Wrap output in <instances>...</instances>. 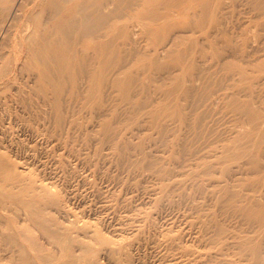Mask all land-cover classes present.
Masks as SVG:
<instances>
[{"label": "rangeland", "instance_id": "374dc122", "mask_svg": "<svg viewBox=\"0 0 264 264\" xmlns=\"http://www.w3.org/2000/svg\"><path fill=\"white\" fill-rule=\"evenodd\" d=\"M167 11L184 18L165 22ZM132 14L140 20L120 15L108 21L105 46L121 77L144 86L155 114L130 112L117 100L125 94L122 84L102 98L99 116L92 106L100 97L79 101L61 91L58 97L67 100L62 109L41 100L29 83L25 95L0 106V164L6 169V175L0 172V264H264V52L251 50L264 44L258 29L264 18L256 17L249 0H140ZM134 28L132 38L126 31ZM173 35L179 46L165 61L194 78L202 72L195 84L178 74L161 83L157 72L130 56L136 42L137 49L153 53ZM227 45L250 48L247 79L229 76L243 69L239 61L223 70L214 64ZM185 46L191 64L176 57ZM187 84L199 85L195 96L183 92ZM246 109L255 116H245ZM26 234L49 247L34 251ZM117 239L121 260L104 251L90 259Z\"/></svg>", "mask_w": 264, "mask_h": 264}, {"label": "bare ground", "instance_id": "6f19581e", "mask_svg": "<svg viewBox=\"0 0 264 264\" xmlns=\"http://www.w3.org/2000/svg\"><path fill=\"white\" fill-rule=\"evenodd\" d=\"M139 1L140 0H0V93L2 92L1 96H0V106H5L7 104L9 105V100H11L12 98L16 99V98H20V96L22 97V95H25L24 94L25 93L24 86H27V84L29 83L30 85L32 84L35 88L38 89V93L40 95H42L41 100L46 101L48 103V105H50V104H55L57 106H61L62 104L66 105L67 100L63 99L64 98V96H62L63 94L61 95L63 98L60 97L61 98L60 99L58 97V93H60L61 91H67V90H69L71 92V96L74 99L78 98L79 101L80 100L86 101V100H88L92 97H95V96L100 97L99 101H96L95 102L96 104L92 106V110L99 116L100 114H102V110H103V109H101L102 107H101V103H100L102 98L106 96V98L108 99L109 94H110V89H114L115 87L122 84V85H125V88H126V89H124L125 94L122 95L121 99H117V100L122 101L123 104L128 108V110L130 112L136 111V113H143V114L145 113L147 115L155 114V110L153 111V109H151V108L149 109V107H151V106H149L151 103V100H147L148 95H147V93L143 92L144 86H138V84H136V83L133 84L132 83L133 80L131 78L121 77V75L119 73L120 68L115 69L114 61L109 59V51H112V50L109 47L107 48L105 46V43H107L106 45H108L110 43V40H107L104 37L105 31H107L106 28H108V26H109L108 21L110 19H113V18L114 19L118 18V17L120 18V15L128 16L129 18H132V16H133V19L136 20L137 15L136 14L131 15V12H133L136 9V7H138ZM170 1H173L176 4L177 3L179 4L183 0H170ZM225 3H226V1H225ZM249 5L256 11V17H263L264 18V0H249ZM225 7H226V4H225ZM236 8H237V6H236ZM245 14H248V13L246 12ZM164 17H165V19H164L165 22L173 21L175 19L184 18V16L181 14H176V13L174 14L173 12H168V11L165 14H163V18ZM137 19L140 20V18H138V17H137ZM221 20H222V18H221ZM147 21H148V23H145L146 26L151 24L150 20H147ZM189 22L192 23L191 21H189ZM260 26H261V28L258 27V29H261V31H263V37L262 38H264V25H260ZM187 30L191 31L192 29L188 28ZM136 31H137L136 28L131 29V30H127L126 34L128 36L132 37V36L137 34ZM191 32H189V33H191ZM220 35H221V32H220ZM173 37H174L173 39L169 38L170 40L167 38L164 41V43L158 45L157 50L153 51V53L149 52V51H141V50L137 49L136 48L137 42H136L134 44V46H136V47H134L131 50L130 56H132L133 59L136 60L134 62H137V64L144 66V67H146L148 65L147 68H150V69L154 70L155 72H157L156 77L158 79H160V81L162 80L161 83H163V81L169 82L170 80H175V79H172L175 74H178V78L185 76L187 81L190 83H192L193 80L195 81V79H197V78L203 77V73L200 72L199 70H196V71H199V74H197V75L195 74V76L197 78H194V76L192 74L185 73L186 71H184L183 68L176 67L172 64H168V62L165 61L166 55L170 52H173L174 51L173 48L176 49L179 46V45H176V44H178V43H176V37L174 35H173ZM210 37H214V36H210ZM230 39H232V38H230ZM233 40H235V39H233ZM129 41H131V40H129ZM217 41H219V40H217ZM134 42H135V40H134ZM233 42H235V41H233ZM91 43L99 48V49L96 48L97 52H99L98 54L94 51L91 52L89 50L88 45ZM203 45H205V48H206V44H203ZM223 46H224V44H223ZM227 47L229 50L221 47V49H223L224 53L218 55L219 57L216 59V63L214 62V64L216 66L221 67V69H222L225 65H227V64L230 65L232 63V61H234V62L239 61V62H241V64L244 65L243 69L240 72L234 71L232 73V71H231L229 76L231 78H234L236 76L238 79L240 78V80L247 79L248 74H247L246 65L248 64V61H249L248 58H249L250 53H251L248 50V49H250V48H248L249 46L248 47L246 46L248 48L247 49L248 51L246 49H245V51L242 50V48L240 46L236 47V48H232V46L230 47L229 45H227ZM233 47H234V45H233ZM190 50L191 49H189V47L185 46L182 52L178 53L179 51H176V54H177L176 57L180 58V59L181 58L186 59V60L190 61V64H191V61H193L194 59L191 58L190 54H188L190 52ZM226 50L228 52L225 55ZM251 50H252V53L261 52V51L264 52V44L260 45V46L257 45L255 47H251ZM130 56L128 57V59L130 58ZM129 60L131 61V59H129ZM229 61H231V62L229 63ZM200 66L202 68V65H200ZM209 68L210 67H207L206 70L208 71ZM199 69H200V67H199ZM216 72H218V71H216ZM204 77L206 78V80L212 79V76H210V75L205 76V73H204ZM229 79H226V81ZM210 82H212V81L210 80ZM227 82H229V81H227ZM196 83H197V81H196ZM128 84L130 86L127 87ZM141 84L143 85V83H141ZM146 84H148V83H146ZM193 84H195V83L193 82ZM193 84L192 85L187 84L188 87L183 88V92L188 97L190 95L193 96L194 92H196L197 88L199 87L198 84H197V86L193 85ZM164 85H165V83L163 84V86ZM215 86H216V84H215ZM107 87H109V88H107ZM10 88L14 89V93L13 94L11 93V95L6 94L7 96H4L3 90L4 89H10ZM161 88H163V87H161ZM174 88H178V87H171V88H169V90L173 91V92L178 91L177 89H174ZM221 88H223V87L221 86ZM116 90H117V88H116ZM29 91L31 93V90H29ZM210 91H212V90H210ZM113 92H114V90H113ZM33 93H35V92L33 91ZM38 93H37V96H38ZM211 95L212 94H210V96ZM234 95H235V93H232V96H234ZM258 96L261 97V95H258ZM44 97H47V98H44ZM205 99H206V97H205ZM26 101H27V99H26ZM24 102H25V100H24ZM192 102L193 101H191V104H192ZM25 104H27V103H25ZM72 104H73V101H72ZM193 104H195V103H193ZM17 105H18V103H17ZM114 106H118V105H114ZM193 106H192V108H193ZM61 107L63 109V106H61ZM42 112H44V111H42ZM51 113L53 115V112H51ZM242 113L248 117H254L255 116L253 114L248 113L247 109L244 110ZM187 116L188 115H186V117ZM49 118L51 119V114H50ZM96 119L98 120V117ZM187 120H189V119L186 118V121ZM60 122H61V120H60ZM163 129L164 128H162V131H163ZM263 136H264V132H263ZM87 141H89V140H87ZM139 153H140V151H139ZM119 155L120 156L122 155L121 152L119 153ZM140 156H142V155H140ZM124 157H125V155H124ZM146 158H147V156H146ZM147 159L149 161L150 158L148 157ZM261 159H263V158H261ZM139 161H137V163H139ZM150 163H151V161H149V163H147V166L150 165ZM152 165H153V163H152ZM4 171H6L5 166L0 164V172L4 173ZM14 182H16V181H14ZM11 187H13V186H11ZM5 188H3V191H1V192H4ZM14 188H12V190ZM10 191H11V188H10ZM11 193L13 194V192H11ZM13 195L11 196L12 198L15 196V195L14 196ZM11 205H12L11 207H13L14 204L11 203ZM30 205L31 204H29V207H30ZM18 206L20 207L21 205L18 204ZM14 208H18V207H14ZM3 210H6V208ZM18 210H19V208H18ZM8 211L9 210H7L6 213ZM2 212H5V211H2ZM28 212L30 213V211H28ZM6 213H4V214L6 215ZM25 214H28V213H25ZM1 222H3V221H1ZM0 226H2V225H0ZM2 229H3V226H2ZM114 232L115 233L119 232L120 234L122 233V231L120 229H116V230H114ZM27 235H29V237H27V238H29L31 240L29 242L36 244L35 247L32 246L34 251H36L38 253H41L40 249H42V251H44L42 245H44L45 243H46L45 245H47L48 242H43L44 244L39 245L37 243V241L35 239H33V237H32L33 235L30 236V234L25 235V238H24L25 241L27 240L26 239ZM11 236H13V235H11ZM34 237H35V235H34ZM96 237H98V236L96 235L95 238ZM43 238L44 237H42V239ZM37 239L39 242V240L41 238L38 237ZM42 239H41V241H42ZM55 239H56V237H55ZM120 239L119 240L117 239L118 240V241L116 240L117 242H109V243H113V244H112V246L110 245L111 247H109L108 249H103V247L100 251L98 249L90 257V259L98 260L100 252L104 251V252H107L108 255L114 256L117 260H121L120 257L122 255V253L119 250H117L118 248L123 246V243ZM43 241H44V239H43ZM90 241L93 242L92 239ZM29 242L26 241V243H29ZM76 242H77V240H76ZM80 242H82V241H80ZM180 242H178V243H180ZM54 244H52V245H54ZM76 245H81V244H76ZM83 245H85V244H83ZM132 245H133V242L128 244V246H132ZM148 245H150V244L148 243ZM48 247H49V244H48ZM52 247H50V248H52ZM75 247H73V249H75ZM83 247H85V246H83ZM53 249H51V250H53ZM73 249H71V250H73ZM76 249H78V248H76ZM177 249H179V248H177ZM63 250H64V248H63ZM16 251H17V249H16ZM45 251H46V249H45ZM77 251H79V250H77ZM129 252H131V251H129ZM31 253L34 254V252H32V251H31ZM54 253H55V250H54ZM75 253H76V251H75ZM56 254H58V253H56ZM48 255H51V253H49ZM102 255L104 256L106 254H102ZM124 255H125V258L128 257L126 252ZM260 255L261 254L255 252V254H253L252 257L256 261H258L259 258L261 257ZM55 256H57V255L53 254V257H55ZM100 256H101V254H100ZM12 257H14V256H12ZM122 257H124V256H122ZM35 258H37V257H35ZM39 258L40 257H38V259ZM73 258H75V257H73ZM3 259L4 258H2V260ZM53 259L51 261L54 262ZM66 259H70V258H66ZM40 260H42V258H40ZM40 260H38V261H40ZM43 260H45V259L43 258ZM85 260H87V259H85ZM29 262H31V261H29ZM123 262L124 261L122 260V263ZM176 262H178V261H176ZM55 263H57V261ZM81 263L83 264V262H81ZM27 264H28V262H27ZM44 264H46V263H44ZM87 264H89V263H87ZM129 264H131V263L129 262ZM170 264H172V263H170Z\"/></svg>", "mask_w": 264, "mask_h": 264}]
</instances>
